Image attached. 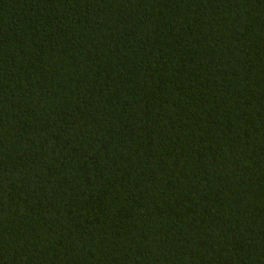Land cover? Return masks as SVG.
<instances>
[{
  "label": "trees",
  "instance_id": "16d2710c",
  "mask_svg": "<svg viewBox=\"0 0 264 264\" xmlns=\"http://www.w3.org/2000/svg\"><path fill=\"white\" fill-rule=\"evenodd\" d=\"M0 264H264V0H0Z\"/></svg>",
  "mask_w": 264,
  "mask_h": 264
}]
</instances>
